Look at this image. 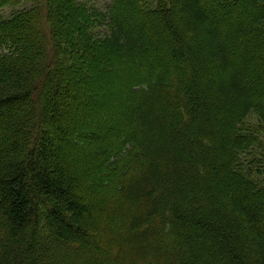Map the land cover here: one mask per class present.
Masks as SVG:
<instances>
[{"label":"trees","instance_id":"trees-1","mask_svg":"<svg viewBox=\"0 0 264 264\" xmlns=\"http://www.w3.org/2000/svg\"><path fill=\"white\" fill-rule=\"evenodd\" d=\"M28 1L0 14V264H264V0Z\"/></svg>","mask_w":264,"mask_h":264},{"label":"rangeland","instance_id":"rangeland-1","mask_svg":"<svg viewBox=\"0 0 264 264\" xmlns=\"http://www.w3.org/2000/svg\"><path fill=\"white\" fill-rule=\"evenodd\" d=\"M81 1H85L89 3L90 5L95 6L96 8L101 10V9H105L112 0H81ZM31 5H32L31 2H29L28 0H20V2L15 6L10 5V6L3 7L0 10V14L4 18H10L11 16L14 15L13 13H15L17 9L28 8ZM257 125H258V122L255 116H252L251 118H249L247 127L252 128V126L257 127Z\"/></svg>","mask_w":264,"mask_h":264}]
</instances>
